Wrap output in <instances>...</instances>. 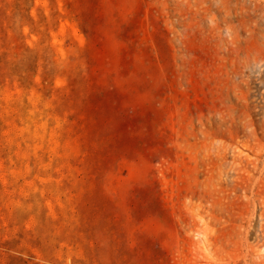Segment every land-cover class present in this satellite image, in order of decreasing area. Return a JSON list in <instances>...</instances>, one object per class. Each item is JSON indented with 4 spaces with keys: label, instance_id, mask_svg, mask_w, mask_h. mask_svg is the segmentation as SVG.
<instances>
[{
    "label": "rangeland",
    "instance_id": "1",
    "mask_svg": "<svg viewBox=\"0 0 264 264\" xmlns=\"http://www.w3.org/2000/svg\"><path fill=\"white\" fill-rule=\"evenodd\" d=\"M0 264H264V0H0Z\"/></svg>",
    "mask_w": 264,
    "mask_h": 264
}]
</instances>
